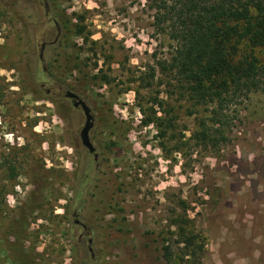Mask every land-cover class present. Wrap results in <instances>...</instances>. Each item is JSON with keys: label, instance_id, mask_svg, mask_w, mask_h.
Returning <instances> with one entry per match:
<instances>
[{"label": "rangeland", "instance_id": "obj_1", "mask_svg": "<svg viewBox=\"0 0 264 264\" xmlns=\"http://www.w3.org/2000/svg\"><path fill=\"white\" fill-rule=\"evenodd\" d=\"M155 4L0 0V264H85L74 220L95 264H181L184 217L204 240L200 264H264V94L227 106L224 142L190 139L207 113L158 67L173 43ZM65 92L89 111L95 161Z\"/></svg>", "mask_w": 264, "mask_h": 264}, {"label": "trees", "instance_id": "obj_2", "mask_svg": "<svg viewBox=\"0 0 264 264\" xmlns=\"http://www.w3.org/2000/svg\"><path fill=\"white\" fill-rule=\"evenodd\" d=\"M153 10L156 26L173 43L168 61L157 63L160 71L175 74L184 100L207 113L199 117L198 130L190 139L204 146L218 139L224 142L221 128L227 125V106L239 97L264 94V57H258L264 51V0H156ZM68 23L61 21L60 30H67ZM72 27L70 34L82 36L83 27L76 23ZM65 85L73 90V85ZM13 171L9 168L11 177ZM173 224L181 245V264H200L203 238L193 232L185 217ZM20 226L21 220H14L10 231ZM162 252L169 263L172 251L165 246Z\"/></svg>", "mask_w": 264, "mask_h": 264}, {"label": "water", "instance_id": "obj_3", "mask_svg": "<svg viewBox=\"0 0 264 264\" xmlns=\"http://www.w3.org/2000/svg\"><path fill=\"white\" fill-rule=\"evenodd\" d=\"M64 98L76 100V96L72 93L65 92L63 93ZM73 107H76L77 105L80 106V109L82 110L83 116H84V123L79 131V139L81 146L87 151L88 154H91L94 152V147L91 145L89 139H88V131L91 127V116L89 114V111L87 107L84 105V103L80 101H74L72 103ZM93 160H96V154L93 155Z\"/></svg>", "mask_w": 264, "mask_h": 264}, {"label": "flooded vegetation", "instance_id": "obj_4", "mask_svg": "<svg viewBox=\"0 0 264 264\" xmlns=\"http://www.w3.org/2000/svg\"><path fill=\"white\" fill-rule=\"evenodd\" d=\"M45 46H46V44H44V43L41 44V46H39V54L43 51ZM69 101L72 103L74 102V100H72V99H69ZM94 154H95V150L93 153L88 154V155H91L92 159H93ZM73 216H75V213H73ZM73 225L76 227H79L81 229V233L78 235L77 243H75V245H78V246L84 245L85 246V251L88 253V256H89L88 259L85 261V264H95L96 263V256L94 255L92 248H91L92 239L90 237H88V231H87L86 227L76 220H74Z\"/></svg>", "mask_w": 264, "mask_h": 264}]
</instances>
